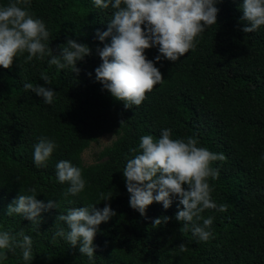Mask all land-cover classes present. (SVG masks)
Segmentation results:
<instances>
[{
  "label": "trees",
  "instance_id": "trees-1",
  "mask_svg": "<svg viewBox=\"0 0 264 264\" xmlns=\"http://www.w3.org/2000/svg\"><path fill=\"white\" fill-rule=\"evenodd\" d=\"M8 3L0 0V6ZM242 3L218 0L216 24L176 62H157L158 47L146 49L163 81L139 106L126 108L95 74L102 63L96 49L111 43V36L99 41L97 30L107 31L113 9L97 8L93 0H30L31 12L50 32L48 44L54 54L71 38L88 45L91 55L77 62L79 74L71 66L49 65V56L25 63L27 53L15 58L9 69L0 66V230L23 229L32 237L29 264H264V26L252 33L242 31L247 25L241 19ZM42 75L50 78V85ZM26 82L51 87L56 91L53 103L45 104L42 97L26 91ZM166 128L174 139L194 136L199 146L226 157L212 163L219 177L209 183L213 201L228 209L202 213L215 217L210 229L214 235L207 242L181 231L182 223L174 218L178 200L168 209L153 202L143 216L130 207L123 176L127 160L134 156L130 149H138L144 135L158 139ZM109 134L117 139L98 163L85 165L84 152ZM42 137L58 147L46 167H37L34 145ZM61 160L82 169L87 184L77 196L65 197L69 184L58 182L56 164ZM30 188L45 204L58 203V208L41 213L39 226L20 215H6L8 205L19 194H30ZM101 192L111 199L102 201ZM105 204L116 215L99 225L92 261L79 252V244L72 247L60 237L53 242L56 223L67 229L56 222L59 215L71 207L103 209ZM162 216L172 219L153 225ZM181 243L187 252H180ZM1 262L25 264L19 248Z\"/></svg>",
  "mask_w": 264,
  "mask_h": 264
},
{
  "label": "clouds",
  "instance_id": "clouds-1",
  "mask_svg": "<svg viewBox=\"0 0 264 264\" xmlns=\"http://www.w3.org/2000/svg\"><path fill=\"white\" fill-rule=\"evenodd\" d=\"M218 0H93L97 8L113 9L112 19L107 31L97 30L99 41L104 42L111 36V43H104L96 49L102 63L95 69L96 80L103 88L125 107L139 106L146 98V93L162 83L163 76L152 60L145 55V50L158 47L159 55L155 61L165 58L176 62L197 45V37L207 27L216 24L219 9ZM243 12L241 19L247 22L242 31L252 33L264 26V0H243L240 5ZM143 26V27H142ZM50 32L45 22L30 10V0H9L0 6V66L9 69L15 58L24 55L25 63L33 58L51 57L49 65L58 69L69 66L79 74L78 61L91 55L88 45L67 39L59 45V52L54 54L48 41ZM91 75V74H89ZM41 79L50 85L47 75ZM30 90L43 98L45 104H52L56 91L51 87L25 83ZM124 121H121V124ZM194 136L173 138L171 129H163L160 137L152 135L140 138L138 149H130L134 156L127 160L123 170L126 188L130 194L129 204L142 216L153 202L162 203L164 209L178 200L175 219L182 223L181 231H191L199 241L207 242L213 237L210 230L215 217L205 218L202 213L207 209L225 212L228 205L219 206L212 199L213 187L209 181L219 177V170L211 165L215 161H224L223 153H215L207 147L199 146ZM58 147L50 138L42 137L34 145L33 159L37 167H46L54 150ZM56 176L59 183L67 182L65 197L77 196L86 188L87 181L82 169L68 160L56 164ZM185 185L187 187H185ZM30 194H19L8 205L6 215L17 214L31 221L41 223V213L51 208H58V203L49 200L47 204L36 198L35 188L28 189ZM102 201L110 200V195L99 193ZM96 205V204H95ZM95 205L71 207L66 214L56 218L67 229L55 224L56 231L52 240L63 238L72 247L79 244V252L89 261L95 256L94 238L102 222H108L116 215L110 205L103 209ZM182 206V208H180ZM171 217L162 216L153 221V225L166 224ZM202 221V223H199ZM180 252H187L186 244L178 245ZM19 248L25 264L33 260V239L24 230L13 233L0 230V261L8 258V253H15Z\"/></svg>",
  "mask_w": 264,
  "mask_h": 264
},
{
  "label": "rangeland",
  "instance_id": "rangeland-1",
  "mask_svg": "<svg viewBox=\"0 0 264 264\" xmlns=\"http://www.w3.org/2000/svg\"><path fill=\"white\" fill-rule=\"evenodd\" d=\"M117 139L116 135L109 134L101 137L96 143H93L83 154L85 165L90 166L100 161V154ZM0 264L2 262L0 261Z\"/></svg>",
  "mask_w": 264,
  "mask_h": 264
}]
</instances>
